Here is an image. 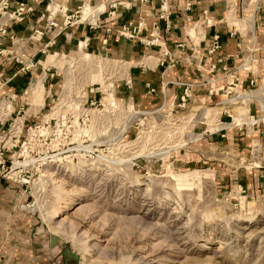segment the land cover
<instances>
[{
  "label": "rangeland",
  "instance_id": "obj_1",
  "mask_svg": "<svg viewBox=\"0 0 264 264\" xmlns=\"http://www.w3.org/2000/svg\"><path fill=\"white\" fill-rule=\"evenodd\" d=\"M29 49L32 86L0 122V177L21 186L16 209L63 246L60 262L264 264L261 56L253 85L236 69L211 99L159 111L118 98L127 66L109 56L37 62Z\"/></svg>",
  "mask_w": 264,
  "mask_h": 264
},
{
  "label": "crops",
  "instance_id": "obj_2",
  "mask_svg": "<svg viewBox=\"0 0 264 264\" xmlns=\"http://www.w3.org/2000/svg\"><path fill=\"white\" fill-rule=\"evenodd\" d=\"M260 1L264 0H169L160 16V0H8L7 8H0V30H4L0 31V122L12 116L16 100H22L32 86V75L24 67L28 48L37 62L46 51L92 52L119 61L127 70L118 98L144 110L178 108L177 82L193 83L195 98L202 102L225 87H216L218 80L227 79L230 88L228 75L236 69L247 70L238 83L248 87L256 80L253 57L264 59ZM19 3L30 9L12 14ZM79 8L85 13H75ZM67 15H74L71 25L65 23ZM51 20L55 26L49 25ZM139 22L144 27L133 38L119 34L121 25ZM215 35L219 47L211 50ZM246 62L248 66L243 65ZM51 78L47 75L44 87ZM147 83L154 93L148 92ZM4 99L13 106L7 115ZM263 171L264 164L260 178ZM21 191L18 183L0 177V264H63V246L37 231L29 213L16 209Z\"/></svg>",
  "mask_w": 264,
  "mask_h": 264
},
{
  "label": "built area",
  "instance_id": "obj_3",
  "mask_svg": "<svg viewBox=\"0 0 264 264\" xmlns=\"http://www.w3.org/2000/svg\"><path fill=\"white\" fill-rule=\"evenodd\" d=\"M168 2L169 0H160V16L162 15L161 12H166L167 8H168ZM8 6V0H1L0 1V8L5 9ZM30 8L29 7H25L24 3H19V6L15 9V11L12 14H15L16 11L17 15L21 14L22 11H28ZM82 8H79L75 13H83V11L81 10ZM74 15H67L65 16L66 19V24L67 25H71L72 23V18ZM50 26H55V22L53 20L50 21L49 23ZM143 23L139 22L136 26L132 25V23H128V24H123L121 25L120 29L118 30L119 34L121 36H124L126 38H133L135 36V34L140 31V29H142ZM0 31H4L3 29ZM219 47V42H218V36L215 35L214 39H213V46L211 50L217 49ZM33 65V60L29 59L28 63L26 65H24L25 68H28L30 66ZM253 79L250 81V84L253 85ZM176 84L181 86L180 91L177 94H174V99H178L177 102V106L178 108H186V105L191 102L194 101L195 98V91H194V87L195 85L193 83H189V82H177ZM147 89L149 93H154L155 92V88L152 87L150 84L147 83ZM154 111V110H153ZM251 118L253 119L254 123H255V119L254 116L251 115ZM3 153L0 150V167H4V159H3Z\"/></svg>",
  "mask_w": 264,
  "mask_h": 264
},
{
  "label": "bare ground",
  "instance_id": "obj_4",
  "mask_svg": "<svg viewBox=\"0 0 264 264\" xmlns=\"http://www.w3.org/2000/svg\"><path fill=\"white\" fill-rule=\"evenodd\" d=\"M86 7V6H85ZM83 12L85 13V9H83ZM94 12H96V11H94ZM95 15V14H94ZM161 109H159V111H160ZM147 190V189H146ZM62 223V221H57V222H53V225L51 226V227H55L56 226V224H61ZM81 264H91V263H89V262H85V261H82L81 262Z\"/></svg>",
  "mask_w": 264,
  "mask_h": 264
}]
</instances>
